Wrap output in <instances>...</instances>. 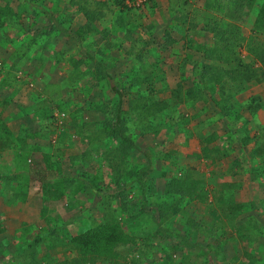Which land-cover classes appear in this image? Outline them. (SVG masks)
Here are the masks:
<instances>
[{
  "label": "trees",
  "instance_id": "16d2710c",
  "mask_svg": "<svg viewBox=\"0 0 264 264\" xmlns=\"http://www.w3.org/2000/svg\"><path fill=\"white\" fill-rule=\"evenodd\" d=\"M25 1L37 4L42 3L44 0ZM76 1L71 0V3L77 4ZM8 3L9 0L4 6L0 7V22H6L7 27H10L13 33L18 35L20 29L17 26L14 28V25H12V21L16 19L12 16H18L21 7L17 5L18 7L14 8ZM97 3L103 4L105 2L98 1ZM233 3L236 4L237 13L243 12L245 18L241 20L243 24L238 25L234 20L227 21L223 18L212 19V21L217 20L212 25L211 22L205 23L202 27L207 32H211L212 41L207 43L206 47L200 52L201 56L182 54L179 63L180 74L176 81L173 79L167 80L165 72L159 66V56L157 54L150 56L154 57L155 62L152 66L153 69L148 71V76L141 74L142 66H140L134 72L133 78H126V74H121V80L114 79L115 76L112 71L114 66L113 64H106V61L112 58L111 52L114 46L121 45V42H124L123 40L131 33L132 29L130 28H134V25H131V27L127 24L128 22L134 23V21L124 16L113 20L115 30L122 31L123 40L116 43V39H112L106 41L102 46L107 45L110 51L106 48H101L92 53L87 51L94 44V41L84 43L83 34L90 28L85 24L80 26V33L76 32L80 46L77 51L80 55L66 60V78L56 82L50 80L51 73L56 65L55 62L51 64L50 72H47L46 77L43 78L39 75V72H41V66L39 65L31 72L30 70L24 71V82L22 81L23 83L21 82L15 86L14 81L16 79L10 72L11 69H3V66H0V93H3L0 94V152L6 149L21 150L27 152L31 158L28 161H31L29 164L24 162L23 164L8 163L7 171H0V184H3L7 201L11 205L22 206L27 201L29 193H39V191L31 190L32 179L39 180L42 202L44 203L41 214L47 225L50 220V217H47V201L54 199V197H51V192L55 198L64 194L68 208L73 207L71 201L74 200L75 196L81 194L86 197L92 189L104 198L107 195L116 194L118 196L116 210L127 213L130 207L135 206L124 193L125 188L131 186V188H136L141 195L139 211L148 214L162 234L175 232L174 238L183 246L194 247L195 245L190 238L192 239L197 231L198 223L195 221L198 216L197 212L199 209H206L204 217L211 228L210 232L215 233L218 229L217 232L222 233L218 242L214 245L207 240L209 253L206 252L205 255L208 253L216 260H224L226 244L230 240H239L243 246H246L243 252L245 261L249 260L251 264H264L263 255L257 256L256 254L262 252L260 250L253 252L252 245L254 244L251 242L253 237L260 234L259 224L264 223V217L263 221L260 222L252 214L244 217L246 212L261 208L256 200L249 199L248 196L245 199L241 197L242 185L240 181L236 180L237 175L230 182L216 183L206 188L203 184L204 180L194 174L198 164L197 159L190 158L186 162V158L174 155V151L166 152L156 148L158 151L155 153L151 148L140 145V139H145L146 143L150 142L149 135L152 133L162 137L174 125L183 128L185 123H188L191 119L186 118V116L180 122L173 119V114L180 105L196 107V103L199 101L204 103L211 101L219 117L233 115L234 122L244 119V124L240 129L242 133L247 132V123L252 122L258 112L264 108L263 97L259 95L243 96L248 84L262 81L259 73L264 67V0H234ZM114 4L120 5L121 9L136 10L139 8L136 5L129 4L127 0H115ZM143 4L147 6L146 2H143ZM204 8L220 13L225 12V7L217 0L213 4H205ZM81 10L84 11V15L89 21L102 19L100 12H90L85 7H81ZM179 15L181 16L176 18L179 23L185 26L186 24L187 26L195 25L192 19L183 15V12ZM186 20H188L187 23ZM241 25L250 28L251 32L248 37L242 34ZM62 30L66 32L67 28L63 27ZM40 32L41 35L48 34L47 32ZM41 35L39 37L40 41L42 39ZM168 40L171 43H177V39L169 38ZM126 43L128 45L127 52L133 51L135 59L141 63L148 61V56L145 54L149 51L146 47L147 43H142L141 48L138 50H135V44L133 46L129 40L124 42V44ZM183 45L193 46L194 42L184 39L181 46L183 47ZM232 45H235L238 49H234ZM132 47L134 50H132ZM25 52L28 51L14 50L8 57V62L12 63L16 59L24 57ZM147 54L149 55V53ZM40 60H42L41 64L45 65L46 59ZM84 60L88 64L93 62L92 67L83 68L80 62ZM187 70L189 71V77H193L191 85H188L185 81L184 75ZM38 77L41 79L37 84L41 83L42 88L37 95V100L32 99L33 103L24 106L18 105L19 112H16V116L22 117L33 113L34 120L38 123L40 130L32 133L29 125H25L24 129L15 131L9 125L14 116L6 115L5 117L2 114L7 110V107L11 109V101L18 94L22 84L24 86L32 85ZM107 82H111V90L116 95L114 103L99 96L86 98L81 94L78 95L79 92L85 94L92 87H98L100 83L107 84ZM124 86L133 89L135 92L132 93L134 94H124L122 90ZM107 96L110 98V95ZM58 114L64 115L63 122L60 125L57 123L58 117L56 115ZM202 122L203 120L200 119L199 124L201 125ZM195 125L197 126V124ZM69 126L70 132H65L62 136L60 135V138L57 136L53 144L52 135L61 132V129L65 131ZM38 134L43 136V142H35L34 136ZM156 135L154 139H156ZM203 135L201 150L199 154H195L196 157L200 158L201 154L204 157L203 160L205 158L210 162L219 160L222 149L219 146L211 145V142L217 139V135L208 131H205ZM72 136L76 137V142H71V144L68 142L66 144L62 143L64 140H71ZM64 137L65 139H63ZM108 137H117L120 140L115 148L105 156L106 162L104 163L109 172H112L114 179V188L111 190H105L101 186L93 184L91 171H95V167H97L95 171L97 173L102 160L94 157L90 145L84 144L85 149L81 150H74L72 147L73 144L81 143V141L86 140L89 143H95ZM255 138L259 142L257 137ZM262 138H264V134H262ZM250 139L248 133L239 137V141L244 144L249 142ZM44 141H47V144ZM69 147L70 152H68L67 157L73 170L63 174L62 169L55 167L54 164L64 159L63 154L65 152L63 149ZM262 150L257 149L258 156L264 153ZM130 153L142 155L146 163L140 162L133 166L129 165L127 156ZM153 153H155L156 159L167 162V171L176 172L181 170L184 176L181 178L175 176L165 177L162 182L163 189L159 190L156 184L158 177L149 176L152 170ZM243 156L248 163H256L258 159L253 158L250 162L249 156H245V154ZM182 162L184 166H182ZM237 174L239 173L237 172ZM241 175L248 177L247 173ZM148 187L151 189L150 193ZM157 191H162L163 194L161 195ZM84 192L86 193L84 194ZM184 202L186 206H183L185 205ZM180 203L181 205H179ZM190 205L193 207L192 213L191 216H187L185 211L188 210ZM153 206L158 212L156 218L152 209H148V207L152 208ZM79 211V214L74 216V220L80 221V225L83 224L79 226L74 234L69 236L68 244L69 249L75 253V256L69 262L64 260L62 264H94L96 262L119 264L120 253L118 248L129 243L134 244L135 241L134 236L126 228V223L129 222L132 216L129 215L128 218L123 219L120 215H117L118 211L116 213L109 211L108 206L104 205L102 220L95 221V219H92L88 222L84 221L85 216L83 214L85 215V211L82 209ZM54 213V215H58L56 211ZM175 214H181L184 217L183 224L189 228V234L177 231L174 228L175 222L173 219ZM242 216L244 220H241ZM86 224L89 225L87 229L84 228ZM215 226H217L216 230H214ZM228 229H231L233 234L225 235ZM53 230L56 233V230ZM22 231V229L15 230L12 232L11 237L19 236ZM46 233L53 235L54 232L48 230ZM206 236L209 239V235ZM43 237V235L36 233L27 245L24 244V252L20 249L21 247H18V252L14 254L13 258L16 257L22 264L23 262L29 264L28 260L30 258L36 261V251L37 248H40L38 244L41 243ZM7 244L9 245L8 241ZM53 244L57 247L61 246L62 242L54 239L51 240L50 247H53ZM6 247L1 249L0 244V260L8 255ZM166 264H172L171 254H169Z\"/></svg>",
  "mask_w": 264,
  "mask_h": 264
},
{
  "label": "rangeland",
  "instance_id": "374dc122",
  "mask_svg": "<svg viewBox=\"0 0 264 264\" xmlns=\"http://www.w3.org/2000/svg\"><path fill=\"white\" fill-rule=\"evenodd\" d=\"M98 1L105 3H97ZM127 1L129 4L136 5L139 8L136 10H129L127 8L121 9L120 5L114 4L115 0H77V4H72L71 0H44L42 3L37 4L26 2L25 0H9L8 4L12 5L14 8L19 5V7H21L18 16H12L16 18L12 21V25H14V28L17 26L20 29V33L16 35L10 27H7L6 22H0V66H3V69H11L10 72L16 79L14 81L15 86L22 81L24 82V71L30 70L31 72V70L39 65L41 66V72H39V75L43 78L46 77L45 74L47 72H50L51 64L55 62L56 65L51 73L52 76L50 80L56 82L62 78H66L67 68L66 64H64L63 67L60 66V63L64 62L61 61V58L72 52H76L80 47L76 32L80 33V21H86L84 11L81 10V7H85L90 12H100L102 14L101 20L88 21L90 24L89 30H91L93 34L95 33V35L91 36L96 37L98 40L96 39V42H94L91 48H89L90 50L88 49L87 51L94 52L96 45H98L99 42L105 43L112 39H116V43L121 42L123 40V34L121 35L122 31L119 29L115 30L113 20L120 16L127 17L130 20L135 21V24H131L134 25V28L131 30L128 39L131 43L135 44V50L141 48L142 43H147L148 45L147 49L149 51L147 52V50H145V52L149 53V55L145 53L148 56V61L145 63H139L140 61L135 59L139 66H142L140 70L141 74L146 76L149 73L148 71L153 69L152 66L154 65L155 59L150 56H152V54H157V56L162 59L161 61L158 60L159 66L165 72L167 80L173 79L176 81L180 74L179 63L182 54L188 55L197 53V55H200V52L206 47V44L211 43L212 41L211 32H207L206 29L202 27L205 23L211 22L212 25L218 20V18H223L227 21L234 20L239 25L243 24V21L241 20L245 19L242 11L237 13L235 9L236 4H232V1L234 0H217L222 3L223 7H225V12L221 13L204 8L205 4H213L215 0ZM6 2L7 0H0V7L4 6ZM136 2H140V4L137 5ZM143 2H146L147 6H144ZM181 12H183V15L192 19L195 25L187 26L186 24L185 26L184 24H181L183 28L185 27L187 29V38L185 36L180 38V34H178L177 43L174 44L169 42L168 39L172 38V36L169 35L167 38L165 27L171 26L167 24L168 19L177 21L176 18L181 16L179 15ZM214 18L217 20L212 21ZM187 21L188 20H186V23ZM63 27L67 28L66 32L62 30ZM241 29L244 36L248 37L250 35L251 30L249 27L241 25ZM40 31L47 32L48 34L41 35ZM40 35L42 37L41 41L39 38ZM133 39H135V41ZM184 39L187 41L191 40L194 42V45H183L182 47L181 44H183ZM177 44L179 45L177 46ZM232 47L238 49L235 45H232ZM114 48H117V46H114ZM14 50H25L28 52H25L26 55L24 57L16 59L14 62L10 63L7 59ZM55 58H58L57 60H59V62H57ZM40 59H46L45 65L41 64L42 60ZM117 67L118 65H114L112 71L114 72L113 75L120 79L121 70L116 69ZM259 76L262 77V81H255L248 84V88L245 90L243 96L249 95L250 97L252 95H262L261 97L264 98V67L259 73ZM127 77L133 78L134 73L131 74L130 72L129 74H126V78ZM184 77L186 83L191 85L193 77H189L188 70ZM39 79L41 78L38 77L35 79L36 81L33 82L32 85L29 84L24 86V84H22V87L18 90V94L11 101V109L7 107V110L2 114V116L5 117L6 115L14 116L9 122V125L15 131L24 129L25 125H29L32 133L40 130L38 123L34 120L35 116L33 113L27 114V116L23 115L22 117L16 116V112H19L18 105L24 106L31 104L30 102H32V99L37 100V95L42 88L41 83L37 84L40 81ZM171 83L173 84V82ZM100 84H102V86L105 85V83ZM102 86L91 88L85 94L79 92L78 95L81 94V96L86 98H96L101 93L116 96L115 93L112 92L109 82H107L106 89H103ZM122 90L126 95L134 94L132 93L134 90L129 89L127 86H124ZM238 106L240 107V105ZM216 112L217 111L214 109V105L211 101L206 103L199 101L196 103V107L180 105L178 106V109L175 110L173 119L180 122L183 121L186 116V118L191 120L188 123H185L183 128L176 125L172 126L170 131L162 137L152 133L149 135L151 141L146 143L145 139H140V145L142 147L151 148L155 153L158 151V148L166 152L174 151V155L186 158V162L190 158L197 159L198 161H196L198 164L194 174L200 176L202 180H204L203 184L206 188L216 183L230 182V180L237 175L236 180L240 181L242 185L240 191L241 197L245 199V197L248 196L249 199L252 198L253 200H256L261 208L246 212L244 217L252 214V216H254L259 222L263 221L264 153L261 156H258L259 152H257V149H260V151L263 149L262 151H264V138H262V134H264V120L258 117L257 114L252 122L247 123V132L242 133L240 129L244 124V119L234 122L233 115L221 118ZM200 119L203 120L201 125L199 124ZM195 124H197V126ZM205 131H208L209 133L214 132L217 135V139L211 142V145L219 146L222 149L220 159L217 161L210 162L206 158L203 160L204 157L201 154L200 158L195 155L199 154L201 150L204 137L203 134ZM247 133L250 135L251 139L244 144L242 141H239V137ZM155 135L157 136V140L154 139ZM61 136L59 135L58 138ZM34 137L35 142H43V136L40 134L35 135ZM56 137L55 134L52 135L53 144L55 143ZM255 137H257L259 142H257ZM63 139H65V137ZM85 141H81L78 145L73 144L72 147L74 150L76 147L81 150L86 145ZM119 141L120 140L117 139V137H108L93 143L91 146L94 157L101 159L102 164L99 166L100 168H98L97 173L95 172L97 167H95L96 170L91 171L90 175H93V184H97L105 190H111L114 188L112 172H109L104 163L106 162L105 156L115 148ZM44 142L47 144V141ZM63 150L65 152L63 154L64 159L56 162L54 166L62 169L61 172L65 174L71 172L73 167L69 164V159L67 157L70 148ZM15 151L16 157L13 159H15L16 164H23V162L25 164L31 163V161L28 162L31 158L27 152L21 150ZM155 153H153L151 164L152 170L149 173V176L158 177L156 184L159 190H162V182L165 177L175 176L181 178L184 176V173L181 170L176 172L167 171V162L156 159ZM243 154L249 156L251 159L250 162L253 158L258 159L256 163H248V161L244 159ZM4 155L5 153H3V151L0 152L1 172H6L8 168L7 164L10 163L8 161V158H10L8 154ZM127 159L131 166L139 164L140 162L146 163V160L142 155L139 156L134 153H130L127 156ZM182 166H184L183 162ZM246 173L248 177L241 175ZM40 186L41 184L39 180L32 179L31 190L39 191V193H29L27 201L22 206H17L11 205L7 201L3 191V184H0V244L1 249L7 246L6 249L8 250V255L1 258L0 264H22L16 257L13 258V256L18 252V247H21L20 249L24 252V244L27 245L36 233L41 234V236L43 235L44 237L41 240V243L38 244V247L40 246L41 249L37 248L36 261L30 258V260H28L29 264H62V262L64 263V260H68L69 262L72 257L75 256V253L71 252L68 247L69 236L74 234L79 226L83 224L81 223L80 225V221L74 220V216L79 214V210L82 209L85 211V215L83 214V216H85L84 221L88 222L89 220L92 221V219H95V221L102 220L104 205H106V207L108 206L109 211H114L115 213L118 211L116 210L118 204V196H116V194L112 196L107 195L104 198L101 194L95 193V190L92 189L90 190L91 193L86 197L81 194L75 196L74 200L71 201L73 207L68 208L66 206L67 200L64 194L55 198L54 194L51 192V197H54V199H49V201H47V217L49 216L50 220L46 225L41 214L42 205L44 203L42 202ZM150 190V187H148L149 193ZM157 192L161 195L163 194L162 191ZM85 193L86 192H84V194ZM124 193L127 195V198L135 204V206L130 207L127 210V213L124 211H118L117 215H120L123 219L128 218L129 215L132 216L129 222L126 223V228L129 233L134 236L135 241L134 244L129 243L126 246H120L118 248L120 253V257L118 258L119 264H166L168 262L169 254L172 255V264H251L249 260H244L243 252L246 246H243L239 240H230L226 244V247L224 248V260H216L213 256L208 254L207 240L212 245L216 244L222 232H217V226L214 227V230L217 229L215 233L210 232L211 228L208 226V222L206 223V218L204 217L206 209H199L197 212L198 216L195 219L198 223L197 231L192 239L190 238L195 246H183V244L174 238L175 232L162 234L157 229L152 218L148 214L139 211L141 195L137 192L136 188L128 186L125 188ZM179 205H181V203ZM183 206H186V203ZM148 209H152L155 213V218L158 216V212L154 206L152 208L148 207ZM192 209L193 207L190 205L188 210L185 211L187 216H191ZM55 211L58 214L57 216L54 215ZM242 218L241 220H244V218ZM183 220L184 217L181 214H175L173 219L175 222L174 228L177 231L189 234V228L184 226ZM84 228H89V225L86 224ZM259 228L261 230L260 234L253 237L251 240L254 244L252 245V251L260 250L262 253L257 252L256 254L257 256L263 255L262 260H264L263 222L259 224ZM17 229H22L23 231L19 233V236L16 235L15 237H11L13 235L12 232ZM53 229L56 230V233ZM48 230H52L54 232L53 235H48L46 233ZM230 234L233 233L231 229H228L225 235ZM206 235H209V239ZM54 239L61 241L62 245L56 247V245L53 244V247H50V242ZM7 241L9 242V245L7 244ZM206 252H208L207 255H205ZM23 264L27 263L23 262ZM94 264L107 263L96 262Z\"/></svg>",
  "mask_w": 264,
  "mask_h": 264
},
{
  "label": "crops",
  "instance_id": "0c3cea01",
  "mask_svg": "<svg viewBox=\"0 0 264 264\" xmlns=\"http://www.w3.org/2000/svg\"><path fill=\"white\" fill-rule=\"evenodd\" d=\"M88 21L89 20H87V19L84 22H82V20H81L79 26H83L85 24V26H89V28H90V24H89ZM127 24L129 26H131V24H135V21H134V23H131V22L129 23L128 22ZM167 24L168 25H171L170 27H165L166 28L165 34H167V38L169 37V35H171L172 38L177 39L178 34H180V38L183 37V36L186 37V35L188 34L187 33V29L185 27L183 28V26L181 25V23L179 24L178 21H173V19H168V23ZM130 29H133V27L130 28ZM122 34L123 33H121V35ZM91 35H95V33L93 34L91 30H86V32H84L83 36H84V43L85 44L86 43H92V41L96 42V39L97 38L96 37H93ZM128 39H129V36L125 40H123V41L126 42V41H128ZM124 42H122L121 45L117 46V48H113L112 49V52H111L112 58L110 60L106 61V64H108V65L113 64V66L114 65H118V67L116 69L121 70L120 71V74L125 75V74H129L130 72H131V74H133L137 69L140 68V66H139L138 62L136 61L137 59L135 60L136 57H135L134 53L127 52L128 45H127V43L124 44ZM103 44H105V43L99 42L98 45H96V48H95L94 52L98 51L101 48H107V49H109V47H107V45H105L104 47H102ZM131 44L134 45V43H131ZM146 47L148 48V45ZM132 50H134L133 47H132ZM86 53H87V51H86ZM90 53H92V52L90 51ZM193 54H197V53H193ZM79 55H80L79 52L76 50V52H72L71 54L62 57L61 58V61H64V62L63 63H60V66L63 67V65L66 64V60L67 59H70L71 57H78ZM159 60H162V59L159 58ZM80 63H81V65H83V68L86 67L87 69L88 68H91L92 65H93V62H91V63L88 64V63L85 62V60L82 61V62H80ZM139 63H141V62H139ZM87 64H88V66H87ZM115 78H114L115 80H118L119 79L117 76ZM120 80H121V78H120ZM109 84H110V88H111V82H109ZM100 86H102V84H100ZM103 86H102L103 89H106L107 88V84H105ZM92 88H96V87H92ZM107 95H108L107 93L106 94H102L101 93L99 95V97H103V99H109V102H111V103H114L116 101V96H110V98H109ZM247 96H249V95H247ZM30 103H33V102H30ZM258 117H260L262 120H264V108L261 109L258 112ZM65 132H70V126L67 127V129H65V131L64 130H61V132H58L55 135L59 137V135H63ZM74 141L76 142V137L75 136H72L71 140H64L62 143H65L66 144V142H68L69 144H71V142H74ZM69 144H67V145H69ZM85 144H89L90 147H91L93 143L90 144L88 141H86ZM76 149H78V148L76 147ZM3 153H5V155L8 154V156L10 157V158H8L9 159L8 161L10 163H15V159H13L14 157H16V151L15 150H13V149H9V150L6 149L5 151H3Z\"/></svg>",
  "mask_w": 264,
  "mask_h": 264
},
{
  "label": "built area",
  "instance_id": "2783aa9c",
  "mask_svg": "<svg viewBox=\"0 0 264 264\" xmlns=\"http://www.w3.org/2000/svg\"><path fill=\"white\" fill-rule=\"evenodd\" d=\"M136 4L137 5H139L140 4V2H136ZM58 121H57V123L60 125V124H62V122H63V120H62V118L64 117V115L63 114H58Z\"/></svg>",
  "mask_w": 264,
  "mask_h": 264
},
{
  "label": "clouds",
  "instance_id": "9594fccd",
  "mask_svg": "<svg viewBox=\"0 0 264 264\" xmlns=\"http://www.w3.org/2000/svg\"><path fill=\"white\" fill-rule=\"evenodd\" d=\"M56 116H58V115H56ZM61 130H63V129H61ZM61 130H60V131H61Z\"/></svg>",
  "mask_w": 264,
  "mask_h": 264
}]
</instances>
